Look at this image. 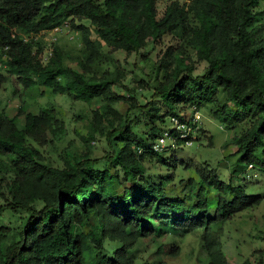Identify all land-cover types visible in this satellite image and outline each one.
Returning <instances> with one entry per match:
<instances>
[{
  "label": "trees",
  "instance_id": "obj_1",
  "mask_svg": "<svg viewBox=\"0 0 264 264\" xmlns=\"http://www.w3.org/2000/svg\"><path fill=\"white\" fill-rule=\"evenodd\" d=\"M257 3L171 0L159 16L157 0H0L1 69L24 88L39 85L79 101H102L92 112L89 138L100 134L109 151L101 168L89 157L69 154L62 168L53 166L42 159L37 145L60 128L54 108L37 113L20 108L13 116L0 111V264H135L129 250L139 238L182 236L198 229L207 264H227L221 243L224 223L259 205L263 196L245 195L242 186L218 179L215 169H196L198 182L188 177L181 197L167 188L171 174L147 181L145 163L176 169L175 150L159 153L152 144L170 116L195 107L234 131L237 160L246 168L264 169V32L256 25ZM65 20L79 31L83 45L78 69L64 64L60 46L43 61L44 42L23 39ZM165 36L177 45H168L155 62L158 82L150 99L143 105L132 99L124 114L117 113L112 103L123 97L111 86L120 69L105 71L98 80L87 75L90 65L103 61V44L110 52L139 53ZM191 54L207 63L200 75L193 73ZM4 79L0 73V84ZM133 110L145 116V138L132 131ZM209 190L217 195L214 201L207 197ZM106 239L120 242L112 255L105 250ZM178 248L170 247V253Z\"/></svg>",
  "mask_w": 264,
  "mask_h": 264
},
{
  "label": "rangeland",
  "instance_id": "obj_2",
  "mask_svg": "<svg viewBox=\"0 0 264 264\" xmlns=\"http://www.w3.org/2000/svg\"><path fill=\"white\" fill-rule=\"evenodd\" d=\"M169 1L171 0H157L159 16ZM178 1L183 3L190 0ZM254 12L257 13L258 18L256 25L263 27L264 32V0H258ZM75 23L89 26L87 20L76 19ZM78 34L70 28L69 31L64 29L55 43L51 42L49 37H45L42 40L45 44L43 61L50 50L58 45L65 52L64 64L78 69L77 62L82 60L81 49L83 48ZM90 37L93 39L94 33L91 32ZM168 45L175 46L177 41L170 36H165L159 44L149 42L139 53L129 54L123 51L110 52L109 48L103 44V61L90 65L87 75L93 80H98L105 71L114 73L117 67L120 69L118 82L111 86V91L123 97L112 103V108L122 115L132 99L137 105H143L150 99L153 87L158 82L155 79V62L160 59ZM191 56L195 60L194 75L202 74L207 63L198 62L194 54ZM0 73L5 77L0 84V111L13 116L20 108L37 113L41 108L53 107L61 121L56 135L49 134L47 142L37 145L45 162L62 168L69 154L89 157L96 161L95 168H101L105 164L102 158L109 151L104 137L96 134L94 138H89L93 121L92 112L103 103L102 101H79L66 93H54L39 85L24 88L15 76L7 74L6 69H1ZM129 115L134 124L132 131L135 137L145 138L148 135L149 126L144 124L146 120L144 114L133 110ZM23 117L21 114L20 122L23 121ZM198 121L200 129L195 141L190 146L182 147L174 152L177 160L176 169L169 165L146 162L145 175H148L146 180L150 182L160 176L171 174L173 182H170L167 188L172 187L182 197L188 189L187 186L184 187L188 177H193L198 182L196 169L199 171L215 169L218 179L224 183L242 186L245 195H262L263 199L259 205L235 214L224 223L221 243L227 264H241L246 259L251 263L259 259L264 261V169L246 168L237 160L238 155L234 154L236 146L231 140L234 131L226 130L224 124L214 119L207 110H200ZM166 125L169 126V122ZM205 162L208 165H205ZM180 177L183 180H179ZM207 197L214 201L217 195L213 190H209ZM0 203H2L1 198ZM5 212L11 213L8 210ZM212 212L213 207L209 210L210 214ZM8 216L6 214V218ZM201 233L202 230L198 229L182 236L169 234L154 239L141 237L129 250V254L133 257L135 264H207V256L200 245ZM176 245L179 246L177 252L171 254L169 248ZM119 246V241L107 239L104 241L108 255H112Z\"/></svg>",
  "mask_w": 264,
  "mask_h": 264
},
{
  "label": "built area",
  "instance_id": "obj_3",
  "mask_svg": "<svg viewBox=\"0 0 264 264\" xmlns=\"http://www.w3.org/2000/svg\"><path fill=\"white\" fill-rule=\"evenodd\" d=\"M69 28L70 30L72 29L70 21L65 20L62 25L53 27L52 29H43L38 32H31L29 35H23V39L27 42L31 39L36 41L39 39L44 40L45 37H49L50 41L55 43L58 39L57 37L63 33L64 29L69 31ZM74 31L75 34H78L77 30ZM1 49L2 47L0 46V52ZM7 49L8 46L3 48V60H7ZM44 55L45 54L43 52V57ZM47 56H45L46 59ZM3 66V62L0 61V69ZM199 118L200 111L195 107H192L187 113L180 112L178 115L170 116L169 126L163 129L160 135L155 139L152 144V149L156 152L164 153L172 150H178L185 146H190L195 141L197 132L200 129V122L198 121ZM248 168H252V165H249Z\"/></svg>",
  "mask_w": 264,
  "mask_h": 264
}]
</instances>
